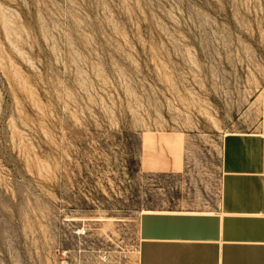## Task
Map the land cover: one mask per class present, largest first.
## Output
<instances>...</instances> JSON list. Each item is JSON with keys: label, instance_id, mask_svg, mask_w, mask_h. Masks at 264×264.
Here are the masks:
<instances>
[{"label": "rangeland", "instance_id": "rangeland-1", "mask_svg": "<svg viewBox=\"0 0 264 264\" xmlns=\"http://www.w3.org/2000/svg\"><path fill=\"white\" fill-rule=\"evenodd\" d=\"M263 98L264 0H0V264L210 208Z\"/></svg>", "mask_w": 264, "mask_h": 264}, {"label": "crops", "instance_id": "crops-1", "mask_svg": "<svg viewBox=\"0 0 264 264\" xmlns=\"http://www.w3.org/2000/svg\"><path fill=\"white\" fill-rule=\"evenodd\" d=\"M220 171L210 208L138 215L136 264H264V98L255 129L223 136Z\"/></svg>", "mask_w": 264, "mask_h": 264}, {"label": "built area", "instance_id": "built-area-1", "mask_svg": "<svg viewBox=\"0 0 264 264\" xmlns=\"http://www.w3.org/2000/svg\"><path fill=\"white\" fill-rule=\"evenodd\" d=\"M89 228L82 226L74 231L81 238H88ZM138 256L137 240L124 242L121 238L115 242L101 240L83 242L81 247L61 250L57 264H136Z\"/></svg>", "mask_w": 264, "mask_h": 264}]
</instances>
